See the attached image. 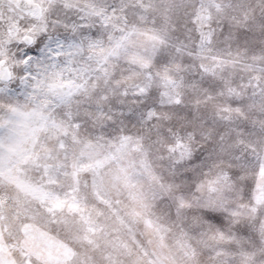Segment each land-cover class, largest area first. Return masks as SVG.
<instances>
[{
	"label": "snow or ice",
	"instance_id": "snow-or-ice-1",
	"mask_svg": "<svg viewBox=\"0 0 264 264\" xmlns=\"http://www.w3.org/2000/svg\"><path fill=\"white\" fill-rule=\"evenodd\" d=\"M0 264H264V0H0Z\"/></svg>",
	"mask_w": 264,
	"mask_h": 264
}]
</instances>
